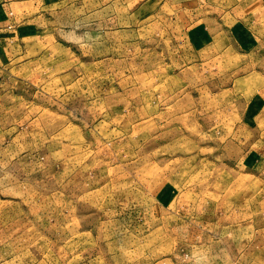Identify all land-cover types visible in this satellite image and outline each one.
<instances>
[{
  "label": "rangeland",
  "instance_id": "374dc122",
  "mask_svg": "<svg viewBox=\"0 0 264 264\" xmlns=\"http://www.w3.org/2000/svg\"><path fill=\"white\" fill-rule=\"evenodd\" d=\"M27 20L0 42V264H264V0Z\"/></svg>",
  "mask_w": 264,
  "mask_h": 264
},
{
  "label": "crops",
  "instance_id": "0c3cea01",
  "mask_svg": "<svg viewBox=\"0 0 264 264\" xmlns=\"http://www.w3.org/2000/svg\"><path fill=\"white\" fill-rule=\"evenodd\" d=\"M55 0H0V42L19 40L23 27L28 25V16L34 8L52 4ZM27 20V21H26Z\"/></svg>",
  "mask_w": 264,
  "mask_h": 264
}]
</instances>
